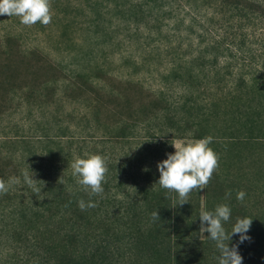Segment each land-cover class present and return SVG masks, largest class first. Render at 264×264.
<instances>
[{"label":"rangeland","instance_id":"1","mask_svg":"<svg viewBox=\"0 0 264 264\" xmlns=\"http://www.w3.org/2000/svg\"><path fill=\"white\" fill-rule=\"evenodd\" d=\"M51 6L46 27L0 16V179H20L0 195V264L40 261L47 227L69 224L80 200L96 204L78 211L83 245L91 250L99 242L115 264L142 261L139 238L151 245L153 228L164 256L189 264L196 244L209 259L202 264H219L216 243L205 248L209 234L191 225L200 223L202 209L221 204L231 209L228 233L239 218L261 227L239 244L243 264L255 251L264 260V0H51ZM208 136L219 168L189 203L179 206L175 192L171 203L157 184V164L174 153L176 140ZM93 154L105 157L109 169L102 196L83 191L70 167ZM26 172L42 181L38 194L24 182ZM153 203L174 207L173 226L167 215L153 221ZM47 209L64 219L42 216ZM142 251L144 264H155L152 251Z\"/></svg>","mask_w":264,"mask_h":264},{"label":"clouds","instance_id":"2","mask_svg":"<svg viewBox=\"0 0 264 264\" xmlns=\"http://www.w3.org/2000/svg\"><path fill=\"white\" fill-rule=\"evenodd\" d=\"M18 17L20 23L26 27H32L37 23L48 26L53 19L51 0H0V16ZM211 136L191 139L176 140L171 143L175 149L174 153L167 154V159L157 164L160 173L157 184L178 195L179 206L189 203L192 192H200L206 189L219 168V155L209 146L212 143ZM72 175L82 190L90 195L102 196L104 183L109 171L106 158L99 154H93L87 158H77L71 165ZM24 173V182L34 193L41 190L36 186L38 182ZM20 183L17 177H10L7 182L0 179V195H6L12 185ZM231 193H226V198ZM246 193L239 191L237 200L243 202ZM203 197V196H201ZM79 208L84 211L96 207V204L84 200L78 202ZM153 221L160 219L159 212L152 214ZM231 218V209L226 204L218 205L214 212L201 210L200 232L208 233V238L216 243L221 255L218 258L219 264H243V257L239 254V244L250 241L251 237L246 235L251 228L253 219L239 218L235 223L231 234H229L224 223ZM207 225V226H205ZM233 235H239V243L231 248L225 241L231 240Z\"/></svg>","mask_w":264,"mask_h":264},{"label":"trees","instance_id":"3","mask_svg":"<svg viewBox=\"0 0 264 264\" xmlns=\"http://www.w3.org/2000/svg\"><path fill=\"white\" fill-rule=\"evenodd\" d=\"M236 2L237 3L235 4V6L238 7L239 6L238 2L240 1H236ZM250 3L251 5L249 4L250 7H248L249 9L253 7L252 2ZM154 190L155 188L153 189V191ZM64 193H65L64 191H59L58 197L61 199H65L63 202L64 204L68 205L70 200L66 197V194ZM165 193L167 197L169 198V200L171 201V203L174 204V201L177 200L176 195H174V192H169L165 190ZM153 200L159 202L158 200L154 198ZM131 205L135 206L137 205V203H131ZM157 210L160 216V219H158V222H160L161 220L163 222V220L166 218V215H167L169 217V225L173 226L172 219L175 216L174 207L170 206L169 210L167 207H163L161 209V205H158V203H155V204L153 203L152 207L149 209L150 216L154 211H157ZM177 210H179V208H177ZM78 211H79V208L76 207V210L74 211V213H76L75 218L71 216L69 224H59L58 226H55L53 228L51 226L47 227L45 234L49 235V238L48 240H44V243H43V253H44L43 256L45 257L42 256L43 258L40 261H34V263L32 264H115L114 263L115 261H113L109 257V255L102 252V248L99 245V242L95 243L91 250L87 249V246L83 245V239H82L83 230L82 229L85 226L82 227L83 224L79 221V219H83V215L82 213H78ZM43 214L44 215L42 216L44 217L48 216L50 214L49 209L45 210ZM64 216L65 215H63L61 211H57V212L50 214L48 218L49 219L52 218L54 220L58 219L59 221H62L64 219ZM23 217H25V215H23ZM191 226H193V228L197 231L200 230V223H195V225H191ZM233 227L230 226L229 233L232 232ZM260 228L261 227L252 226L251 234H256V232ZM253 231L255 233H253ZM150 233H151L150 234L151 245L147 244V239H144L143 235H141L139 238L140 243L138 246H139V249L141 250L140 255L143 257L141 258L142 261L139 259L138 264L145 263V260H144L145 255H143L142 250L152 251V254L150 255V259L155 264H168V261H172L171 264H180V258L178 256H174V254H171V253L169 255L166 253L164 256L165 247L163 244L158 243V240L160 239L159 228H153L150 231ZM236 236L237 235H233L231 237V240L227 242L230 248L234 244L233 243L234 238L237 241L239 240V238L237 239ZM111 237L112 236H110V238ZM97 241L99 240L97 239ZM81 244L83 247H80ZM203 246H206L205 248H215V246L212 245L211 239H209L208 237H206V241L203 243ZM189 247H191V250L193 249L196 250L186 256L189 259V261H187L189 264L191 263L197 264V262L198 264L199 263L202 264V263L209 261L207 257V253L203 252L202 249L197 247L196 244L191 245ZM244 248H246L245 245H244ZM256 253L258 252L255 251V253H250V254L246 253L249 263L250 264H264V260Z\"/></svg>","mask_w":264,"mask_h":264}]
</instances>
